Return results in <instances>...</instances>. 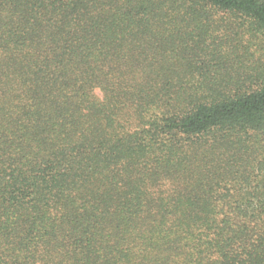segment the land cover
<instances>
[{"label": "trees", "instance_id": "trees-1", "mask_svg": "<svg viewBox=\"0 0 264 264\" xmlns=\"http://www.w3.org/2000/svg\"><path fill=\"white\" fill-rule=\"evenodd\" d=\"M0 264H264V0H0Z\"/></svg>", "mask_w": 264, "mask_h": 264}]
</instances>
